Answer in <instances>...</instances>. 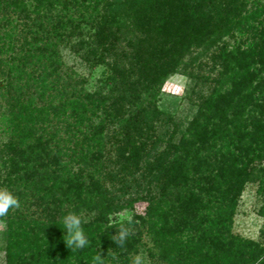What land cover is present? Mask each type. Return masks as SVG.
Instances as JSON below:
<instances>
[{"label": "trees", "instance_id": "16d2710c", "mask_svg": "<svg viewBox=\"0 0 264 264\" xmlns=\"http://www.w3.org/2000/svg\"><path fill=\"white\" fill-rule=\"evenodd\" d=\"M68 46L104 89L66 70ZM175 74L183 125L158 104ZM247 184L256 240L232 230ZM0 190L20 204L0 217L4 264H134L144 247L151 264H264V0H0Z\"/></svg>", "mask_w": 264, "mask_h": 264}, {"label": "rangeland", "instance_id": "374dc122", "mask_svg": "<svg viewBox=\"0 0 264 264\" xmlns=\"http://www.w3.org/2000/svg\"><path fill=\"white\" fill-rule=\"evenodd\" d=\"M76 40V39H75ZM74 40H72L73 42ZM60 55L67 71L75 73L76 77L86 81L85 86L89 91H93L96 87L104 89L103 77L104 67L90 68L82 59L71 49V46L61 47ZM181 74L169 76L161 88L158 98V104L165 113L174 117L178 124L183 125L189 120L195 107L192 104L194 96L191 94V82ZM179 121V122H178ZM117 127V126H116ZM115 127V128H116ZM113 144L107 145V154L104 165L107 171L115 169ZM107 187H112L109 182H105ZM120 187V186H116ZM254 184H247L241 195L236 214L233 220L232 230L241 237L256 240L259 230L263 226V219L258 216L257 211L260 208L261 201L256 193ZM135 212L143 214L144 204H136ZM131 213L129 209L118 214L119 219H127ZM4 226L0 223V232ZM148 248L144 247L138 254L141 264H151L148 259ZM136 257V258H137ZM0 264H4L2 254H0Z\"/></svg>", "mask_w": 264, "mask_h": 264}, {"label": "clouds", "instance_id": "9594fccd", "mask_svg": "<svg viewBox=\"0 0 264 264\" xmlns=\"http://www.w3.org/2000/svg\"><path fill=\"white\" fill-rule=\"evenodd\" d=\"M20 206L18 198L6 190H0V217L5 216L10 208H18ZM81 217L70 212L62 217L63 232L67 237V247L78 250L88 245L89 240L84 233ZM128 236L126 229H122L118 235L116 243L123 245ZM101 256L97 257V264H100ZM134 264H141L140 258L137 257Z\"/></svg>", "mask_w": 264, "mask_h": 264}]
</instances>
